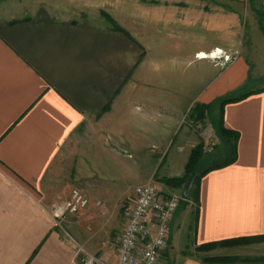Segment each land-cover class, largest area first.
Here are the masks:
<instances>
[{
    "label": "crops",
    "instance_id": "crops-1",
    "mask_svg": "<svg viewBox=\"0 0 264 264\" xmlns=\"http://www.w3.org/2000/svg\"><path fill=\"white\" fill-rule=\"evenodd\" d=\"M71 1L0 5V264H73L82 245L115 262L142 180L131 173L148 157L161 163L164 150L168 170H185L201 140L183 124L196 103L210 105L215 129L237 132L236 158L201 177L197 221L180 205L160 264H264V240L196 250L264 235V58L199 55L227 52L228 30L241 37L244 0ZM222 140L229 155L198 172L230 157L234 140ZM125 177L139 181L124 193ZM74 187L90 204L66 221L72 239L58 209ZM120 199L111 221L104 211Z\"/></svg>",
    "mask_w": 264,
    "mask_h": 264
},
{
    "label": "built area",
    "instance_id": "built-area-1",
    "mask_svg": "<svg viewBox=\"0 0 264 264\" xmlns=\"http://www.w3.org/2000/svg\"><path fill=\"white\" fill-rule=\"evenodd\" d=\"M215 54L216 57L211 58L221 63L236 58L223 50ZM198 127H202V123ZM182 199L180 192L167 193L151 182L137 186L117 236V260L108 262L79 246L73 264H160L170 238L171 222ZM89 204V196L74 187L69 198L60 205L58 218L76 214Z\"/></svg>",
    "mask_w": 264,
    "mask_h": 264
},
{
    "label": "rangeland",
    "instance_id": "rangeland-1",
    "mask_svg": "<svg viewBox=\"0 0 264 264\" xmlns=\"http://www.w3.org/2000/svg\"><path fill=\"white\" fill-rule=\"evenodd\" d=\"M41 1L44 0H0V5L2 4H11V2H15V3H39ZM55 3H66V2H71L74 3L71 0H51ZM111 2H109L110 4ZM228 7H233V5H229ZM235 7H237V10H239L242 14V19H241V24H242V35L241 37L239 36H235L234 32L230 33L228 30V35H227V39H228V44H227V52L231 54L233 57H236L237 55H239L242 51H246L248 49H250L249 51H251L252 53V57L254 58H264V12L262 9V0H244L241 3H237L235 4ZM106 13L104 10H101V14L104 17L105 21L107 20L106 17ZM108 14V13H107ZM111 16V15H110ZM259 18H263L261 21V24L263 25V28H261L260 26V22H259ZM110 22V21H108ZM211 39H219V35L218 34H214ZM242 42H240L241 40ZM223 50V49H222ZM218 111V109H216L215 107H213L212 109H210L209 112V120L212 123L216 122V112ZM202 123V127H198V124ZM184 125L189 126L190 129H192L194 133H196V135L199 137V139H203L205 142V152L203 153L200 161L198 162V164L195 167L196 171L202 170L204 168H206L207 166L213 164L216 161H221L223 160V158H226L229 153V144L225 141H219V137L216 134L215 128L213 126H211L207 121H203V122H197L194 123L192 122L191 118L189 117V115H187L184 119ZM159 144V143H158ZM207 148V149H206ZM165 150L163 151V155H162V162L160 163H156L157 161H159V158H157V160H154V158L148 157L147 160L144 162V165L146 167V169L144 171L141 172H132L131 175L133 177H141L140 182L137 184L138 186L141 184H146V183H154L159 189L161 190H165L166 188L169 191H171V193H178L181 192V189L184 185V183L190 178V176L193 174H191L189 176V178L184 181V182H178L177 185H171L170 183L164 181V177H182L185 175V170L180 174L177 175L175 173V171L173 172L172 169L168 170V164L166 163V154H165ZM172 156V153H171ZM170 156V157H171ZM160 157V156H159ZM137 158V156H135V159ZM178 158V157H177ZM175 160L174 157H171V160ZM130 161L133 160V156L131 158H129ZM183 167V166H182ZM185 169V168H184ZM187 174V173H186ZM126 179L127 180L125 183L128 184V186H124V188L122 187V192H126V190H131L133 184H136V182L139 181V179ZM165 187V188H164ZM192 188H194V186H192ZM87 193V192H86ZM170 193V192H168ZM88 194V193H87ZM89 195V194H88ZM90 196V195H89ZM124 200H119L114 201L112 204L107 205V209H105V213L106 215L109 217V219L111 221L115 220V216L117 214L118 211H120V208L123 205ZM187 204H191L192 208H193V213H194V219L196 216V211H197V202L194 199H185V201L182 203V207L186 206ZM102 206V204H101ZM80 213V212H79ZM79 213L76 214H67L64 218L60 219V225L64 227V230L66 231V233L68 234L67 236L69 238L73 239V235L68 231V229L66 228V221L71 218L74 217L76 215H78ZM112 226L110 225V228L108 230V233L113 229L111 228ZM111 238L112 235L114 234V232H111ZM112 242V241H111ZM111 244V243H110ZM249 244V243H246ZM240 245V244H239ZM83 246V245H82ZM233 246V245H232ZM84 247V246H83ZM219 247V246H217ZM167 248V247H166ZM214 249V248H213ZM213 249L207 250V252L212 251ZM162 261V259H161Z\"/></svg>",
    "mask_w": 264,
    "mask_h": 264
},
{
    "label": "trees",
    "instance_id": "trees-1",
    "mask_svg": "<svg viewBox=\"0 0 264 264\" xmlns=\"http://www.w3.org/2000/svg\"><path fill=\"white\" fill-rule=\"evenodd\" d=\"M262 9L264 12V6L262 5ZM106 17L107 20L110 21L112 23V25L114 26V28L121 30L123 32H125L126 34H128V32L126 30H124L121 26H119L116 21L113 20V18L106 13ZM263 19V18H262ZM261 18H259V22H260V26L261 28H263V25L261 24L262 21ZM129 35V34H128ZM248 93H244L240 96H235V97H227L225 99L222 100V104H225L226 102L229 101H234V100H238L241 99L245 96H247ZM210 105L208 104H200V103H196L190 113H189V117L191 118L192 122L197 123V122H203L205 121L206 115L208 113ZM216 134L219 138H233L234 140V144H233V148H232V154L230 155V157H228L225 161H223L220 164H216L213 165L212 167H209L208 169L202 171V172H198L195 170L196 165L198 164V162L200 161L203 153L205 152V141L203 139L200 140V142L198 144H196L188 157L187 163L185 165V175L184 176H180V177H164V181L170 183L171 185H177L178 182H184L186 181L189 176L192 173H196V176L193 180V184L192 186H194V188H190V192H189V199H194L197 204L199 202V184L201 181V177L210 169L213 168H217V167H221L224 165H227L231 162H233L236 158V146H235V141L237 139V132L227 129L223 124L222 121L219 125V127L217 129H215ZM185 201V199L181 200L180 205ZM195 221H197V213L195 216ZM196 227V223L194 224ZM264 240V235H260V236H248V237H237V238H232V239H227V240H223V241H219V242H212V243H205V244H201L198 245L196 247L197 251H207L213 248H216L217 246H232V245H239V244H246V243H252V242H257V241H262ZM235 259H239V257H235V256H210V257H205V260L207 261H225V260H235Z\"/></svg>",
    "mask_w": 264,
    "mask_h": 264
},
{
    "label": "water",
    "instance_id": "water-1",
    "mask_svg": "<svg viewBox=\"0 0 264 264\" xmlns=\"http://www.w3.org/2000/svg\"><path fill=\"white\" fill-rule=\"evenodd\" d=\"M196 176V173H193L190 178L184 183L182 189H181V196L183 199H189V192H190V188L193 184V180Z\"/></svg>",
    "mask_w": 264,
    "mask_h": 264
},
{
    "label": "bare ground",
    "instance_id": "bare-ground-1",
    "mask_svg": "<svg viewBox=\"0 0 264 264\" xmlns=\"http://www.w3.org/2000/svg\"><path fill=\"white\" fill-rule=\"evenodd\" d=\"M217 52H222V49H216L215 51H214V53L212 54V53H210L209 55L208 54H206V53H201V54H199L201 57H208V56H210V57H216V54L215 53H217Z\"/></svg>",
    "mask_w": 264,
    "mask_h": 264
}]
</instances>
